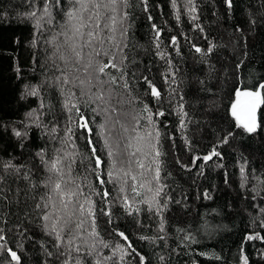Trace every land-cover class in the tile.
Instances as JSON below:
<instances>
[{
	"label": "snow or ice",
	"instance_id": "1",
	"mask_svg": "<svg viewBox=\"0 0 264 264\" xmlns=\"http://www.w3.org/2000/svg\"><path fill=\"white\" fill-rule=\"evenodd\" d=\"M142 3L147 11L148 0H142ZM171 3L175 9L177 0H171ZM225 3L232 7V0H225ZM28 4L29 10L23 16L32 22L34 36L31 46L39 48L43 38L44 44L50 45L51 49L46 48L43 63L39 59L34 60L32 68L33 72L41 69L44 79L37 84L25 83L22 86V98L38 97L39 107L29 110L24 119L17 122L19 126L13 123L10 127L22 149L31 139L33 127L41 131L45 143L31 156L32 163L17 162L13 156L7 160L0 159V225H6L7 217L14 215L4 209L10 210L13 204L19 206L23 194L26 206L28 200L35 202L31 208L40 221L38 227L51 239L52 250H46V255L54 264H132L133 261L145 264V255L137 250L130 235L114 225L113 208L119 206L141 227L143 223L139 217L142 212L157 215L160 217L157 230L164 233V213L170 203L179 201H173L165 191L169 185L164 181L171 173L165 172L161 159L166 155L162 151L163 134L159 127L163 122L154 119L165 116V110H162L164 95L148 76H142L148 86L143 95L155 100V105L150 106L133 94V86L128 80L130 66L138 63L135 56L131 59L129 56L131 24L125 26L130 16L127 10L132 4L130 0H28ZM184 7L191 20L196 21L197 0H184ZM148 19H152L151 15ZM176 19H180L179 12ZM255 23L252 20V24ZM196 27L203 31L199 25ZM152 28L155 31L154 43L159 49L162 30L156 24H152ZM171 42L175 45L177 37L172 36ZM192 47L196 53L206 56L217 45L210 42L206 50L195 44ZM158 54L164 58L163 52ZM242 64L243 61L236 64L237 71ZM168 65L171 68L170 59ZM15 70L19 77L21 68L17 66ZM49 72L53 74L51 77ZM131 75L135 78L136 73ZM172 77L174 80V73ZM164 78L167 82V73ZM45 85L56 88L62 97L61 108L66 120L63 125L59 120L46 122L42 118L52 109L49 105L47 112L41 111L46 107L42 95ZM120 88L126 95L118 91ZM180 101L175 111L179 127L184 129L188 113L184 110L183 96ZM167 102L171 104L172 99ZM137 104L139 110H136ZM126 107L131 110H125ZM87 110L96 115L104 114V123L97 124L95 116L86 115ZM227 111L234 123L211 151L203 156H193L191 165H183L179 160L177 164L189 171L193 166L198 167L202 174L208 161L213 157L221 158L217 148L229 143L235 135L234 129L248 134L264 130V77L251 84L245 83L237 74ZM142 120L148 127L141 124ZM90 124L96 125L95 131ZM79 129L87 135H78ZM80 140L85 143L79 144ZM98 141H102L99 150L96 146ZM185 143L191 150V141L186 139ZM198 160L205 163L197 165ZM246 163L239 169L241 188H246L250 182ZM162 172H165L164 176ZM253 179L259 182V188L253 184L248 189L252 193L251 199L256 201L259 198L264 202V179L254 174ZM203 196L211 198L207 191ZM102 217H107L106 224L113 225L107 234L119 237L123 243L105 239V233L100 230ZM257 222L259 228L264 229V206H259L258 216L252 223L255 225ZM17 227L22 228L23 225ZM11 230L0 226V241L3 242L0 243V256L4 257L0 264H21L17 251L7 247V232ZM26 231L24 228L20 235ZM164 238L138 236L140 240L153 242ZM186 238L191 239V234ZM252 240L264 242V235L253 231L244 237L240 264H249L243 244ZM105 249L109 251L105 252Z\"/></svg>",
	"mask_w": 264,
	"mask_h": 264
},
{
	"label": "trees",
	"instance_id": "2",
	"mask_svg": "<svg viewBox=\"0 0 264 264\" xmlns=\"http://www.w3.org/2000/svg\"><path fill=\"white\" fill-rule=\"evenodd\" d=\"M130 3L132 7L127 10L130 16L125 26L131 24L129 56L130 59L135 56L138 63L130 66L128 80L133 86V94L140 96L150 106L155 105V100L143 95L148 86L141 79L142 76H148L164 95L162 110H165V116L154 119L163 122L159 127L163 134L162 151L166 155L161 159L165 172L171 173L164 181L169 185L165 191L173 201L179 203H170L164 213V233L157 230L159 216L142 212L139 217L143 223L141 227L119 206L113 208L114 225L130 235L134 246L145 255V264H240L244 237L253 231H260L264 235V229L259 228L258 222L255 225L252 223L264 202L259 198L253 201L252 193L248 190L253 184L259 188L253 174L264 179V130L248 134L234 129L235 135L229 139V143L217 148L221 158L213 157L208 161L202 174L198 167L193 166L189 171L181 164L191 165L193 156L210 152L232 127L234 122L227 108L237 74L245 83L251 84L264 77V0H232L231 8L225 0H197L196 21L191 20L184 0H177L175 9L171 0H148L147 11L142 0H130ZM28 10V0H0V125L9 126L0 127V159L7 160L13 156L17 162L32 163L31 156L45 143L41 131L33 127L31 139L22 149L10 126L23 120L29 110L39 107L38 97L22 98V86L25 83L37 84L44 79L41 69L33 72L32 68L34 60L39 59L43 63L44 50H50L51 46L44 44L43 38L40 39L39 48L31 46L34 36L32 22L23 16ZM178 12L179 20L176 19ZM149 15L151 20L148 19ZM252 20L256 21L254 25ZM152 24L162 30L159 49L154 43ZM172 36L177 37L175 45L171 42ZM210 42L217 47L206 56L196 53L192 47L195 44L206 50ZM160 52L165 54L163 59L158 54ZM169 59L172 61L171 68ZM240 61L243 64L237 71L236 64ZM17 66L22 70L19 77L15 70ZM132 72L136 73L135 78ZM166 73L167 82L164 78ZM52 75L48 73L49 77ZM118 91L126 95L122 88ZM42 95L46 107L41 111L47 112V106H52L51 112L42 118L46 122L56 119L63 125L66 120L61 108L62 97L56 88L45 85ZM181 96L184 97V110L188 113L184 129H180L175 111ZM168 99H172L171 104L167 102ZM135 107L139 110L140 106L137 104ZM125 110L131 109L126 107ZM86 115L95 116L97 124L104 123L106 119L104 114L96 115L90 110L86 111ZM141 124L148 127L143 120ZM90 127L95 131L96 125L90 124ZM77 134L87 135L83 129H79ZM186 139L191 141V150L185 143ZM78 143L83 145L85 141ZM96 146L99 150L102 141H98ZM177 160L181 164H177ZM245 161L250 182L246 188H241L239 169ZM204 163L197 161V165ZM165 172H162V176ZM205 191L210 199L203 196ZM34 203L28 200L26 206L22 194L19 206L13 204L10 210L4 209L14 215H9L7 224L0 226L6 230L12 229L7 232V247L17 251L21 264H45L46 261L54 264L46 255V250H52L51 239L38 227L40 221L31 208ZM106 219H100V230L105 233V239L112 243H123L119 237L107 234L113 225L106 224ZM21 224L22 228L17 227ZM24 228L27 231L20 235ZM188 234H191V239L186 238ZM139 235L165 238L153 242L140 240ZM243 247L249 264H264V242L247 241ZM217 256L219 259H216ZM3 258L0 256V259Z\"/></svg>",
	"mask_w": 264,
	"mask_h": 264
}]
</instances>
